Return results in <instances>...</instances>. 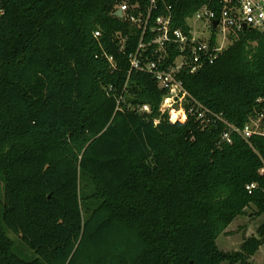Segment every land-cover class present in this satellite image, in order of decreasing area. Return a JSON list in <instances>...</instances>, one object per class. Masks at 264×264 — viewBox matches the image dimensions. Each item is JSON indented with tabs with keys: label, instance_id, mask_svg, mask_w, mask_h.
<instances>
[{
	"label": "trees",
	"instance_id": "16d2710c",
	"mask_svg": "<svg viewBox=\"0 0 264 264\" xmlns=\"http://www.w3.org/2000/svg\"><path fill=\"white\" fill-rule=\"evenodd\" d=\"M221 1L160 0L143 36V22L114 12L128 3L145 18L149 0H0V264H249L264 222L239 252L217 241L246 209L264 216V138L228 143L221 122H171L168 90L131 70L142 39L141 60L154 57L156 16L170 8L187 31ZM230 39L178 79L243 127L264 98V30Z\"/></svg>",
	"mask_w": 264,
	"mask_h": 264
},
{
	"label": "built area",
	"instance_id": "2783aa9c",
	"mask_svg": "<svg viewBox=\"0 0 264 264\" xmlns=\"http://www.w3.org/2000/svg\"><path fill=\"white\" fill-rule=\"evenodd\" d=\"M159 1L149 0V9L145 18L140 12L138 15L134 14L136 6H130L128 3L121 4L114 14L120 9L123 12V19L127 17L134 23L143 22L144 36L152 13L158 9ZM0 14H2L1 10ZM215 21H217L216 26H214ZM244 24L247 28L264 30V0H222L219 11L203 6L187 19V31L172 27L170 8L155 17V25L151 30L155 37L149 43V46L154 47V57L145 62L141 60L140 52L146 48L142 39L137 52L130 55L131 70L151 74L161 88L168 90L161 111L170 115L171 122H184L190 115L196 116L204 128L215 122H221L225 125L222 140L228 143L232 142L234 133L247 142L257 136L264 138V98L258 100L260 108L250 121L243 127H237L227 122L221 114L214 113L197 102L185 89L183 82L178 79V74L183 70L193 74L204 66L214 63L228 48L231 42L230 36L237 35L243 30ZM99 34V32L95 33L96 36ZM171 49L178 52L173 64L169 63ZM109 60L113 62L112 57H109ZM140 111L150 112L149 105H143ZM173 113L178 114L176 119L172 117ZM254 187L255 184H250L247 189L251 190Z\"/></svg>",
	"mask_w": 264,
	"mask_h": 264
},
{
	"label": "rangeland",
	"instance_id": "374dc122",
	"mask_svg": "<svg viewBox=\"0 0 264 264\" xmlns=\"http://www.w3.org/2000/svg\"><path fill=\"white\" fill-rule=\"evenodd\" d=\"M263 222L264 216H257L254 208L246 209L245 213L237 216L226 232L218 238L217 243L219 248L224 252L241 251L245 241L252 236H256L257 230ZM10 237L15 243L18 254L25 258L33 256L32 251L23 245L19 236L10 234ZM249 264H264V244L260 247L259 251L249 259Z\"/></svg>",
	"mask_w": 264,
	"mask_h": 264
},
{
	"label": "water",
	"instance_id": "95a60500",
	"mask_svg": "<svg viewBox=\"0 0 264 264\" xmlns=\"http://www.w3.org/2000/svg\"><path fill=\"white\" fill-rule=\"evenodd\" d=\"M115 15H116L117 17H119V18H123V12H122V10L119 9V10L115 13ZM216 25H217V21L214 22V26H216ZM246 29H247V25L244 24L243 30H246Z\"/></svg>",
	"mask_w": 264,
	"mask_h": 264
},
{
	"label": "bare ground",
	"instance_id": "6f19581e",
	"mask_svg": "<svg viewBox=\"0 0 264 264\" xmlns=\"http://www.w3.org/2000/svg\"><path fill=\"white\" fill-rule=\"evenodd\" d=\"M177 115H178V114H177V113H175L174 117H175V118H177Z\"/></svg>",
	"mask_w": 264,
	"mask_h": 264
}]
</instances>
